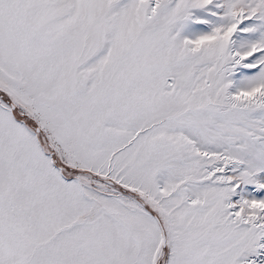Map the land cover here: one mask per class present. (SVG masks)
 <instances>
[{"label": "snow or ice", "instance_id": "1", "mask_svg": "<svg viewBox=\"0 0 264 264\" xmlns=\"http://www.w3.org/2000/svg\"><path fill=\"white\" fill-rule=\"evenodd\" d=\"M0 264H264V0H0Z\"/></svg>", "mask_w": 264, "mask_h": 264}]
</instances>
